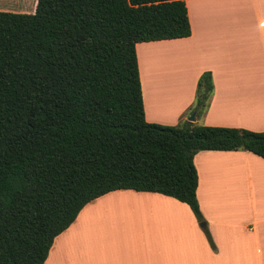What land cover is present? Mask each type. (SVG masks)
Masks as SVG:
<instances>
[{
    "label": "trees",
    "instance_id": "16d2710c",
    "mask_svg": "<svg viewBox=\"0 0 264 264\" xmlns=\"http://www.w3.org/2000/svg\"><path fill=\"white\" fill-rule=\"evenodd\" d=\"M185 0H37L0 10V264H43L81 208L117 189L186 203L208 241L194 155L247 150L264 130L148 122L135 44L187 37ZM213 91L197 82L190 113Z\"/></svg>",
    "mask_w": 264,
    "mask_h": 264
},
{
    "label": "crops",
    "instance_id": "0c3cea01",
    "mask_svg": "<svg viewBox=\"0 0 264 264\" xmlns=\"http://www.w3.org/2000/svg\"><path fill=\"white\" fill-rule=\"evenodd\" d=\"M36 2L0 0V10L32 13ZM185 4L189 36L135 44L145 119L188 120L198 79L210 71L208 106L192 122L264 130V0ZM193 162L213 245L186 203L117 189L81 208L55 236L43 264H264V158L247 150H200ZM104 198L123 199L134 212L125 223L137 229L117 230L124 222L110 226L98 217L97 209L105 213L115 205L101 203Z\"/></svg>",
    "mask_w": 264,
    "mask_h": 264
},
{
    "label": "rangeland",
    "instance_id": "374dc122",
    "mask_svg": "<svg viewBox=\"0 0 264 264\" xmlns=\"http://www.w3.org/2000/svg\"><path fill=\"white\" fill-rule=\"evenodd\" d=\"M192 114V113H191ZM93 201V200H92ZM101 203L103 202H113V204H115L112 208L113 210H107L105 213H103V211L97 209V215L98 217L102 218V219H106L104 220V222H106L108 225L111 226V222L115 221L117 223L119 222H124L122 225H117V230H121L122 228L124 229H130L131 231L136 230L137 228L133 227L131 224H129V222L125 223V219H127L128 221L131 220L130 217L133 215V211H130V208L126 207V205H124V201L123 199H119V198H111V199H101L100 200ZM94 210V208L92 209ZM101 212V214H100ZM112 212H115L116 216H112L111 214H113ZM130 213V215H129ZM127 215H129L127 217ZM122 217V218H121ZM199 223V222H198ZM201 223H199L200 225ZM202 225V224H201Z\"/></svg>",
    "mask_w": 264,
    "mask_h": 264
},
{
    "label": "water",
    "instance_id": "95a60500",
    "mask_svg": "<svg viewBox=\"0 0 264 264\" xmlns=\"http://www.w3.org/2000/svg\"><path fill=\"white\" fill-rule=\"evenodd\" d=\"M188 120L194 121L195 120V113H192L189 117Z\"/></svg>",
    "mask_w": 264,
    "mask_h": 264
}]
</instances>
